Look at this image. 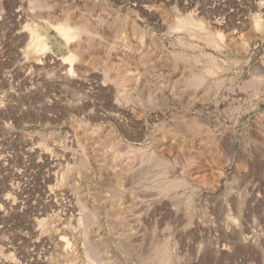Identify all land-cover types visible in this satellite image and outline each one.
<instances>
[{
    "label": "rangeland",
    "instance_id": "374dc122",
    "mask_svg": "<svg viewBox=\"0 0 264 264\" xmlns=\"http://www.w3.org/2000/svg\"><path fill=\"white\" fill-rule=\"evenodd\" d=\"M164 246L264 264V0H0V264Z\"/></svg>",
    "mask_w": 264,
    "mask_h": 264
},
{
    "label": "bare ground",
    "instance_id": "6f19581e",
    "mask_svg": "<svg viewBox=\"0 0 264 264\" xmlns=\"http://www.w3.org/2000/svg\"><path fill=\"white\" fill-rule=\"evenodd\" d=\"M71 27H67L66 25H64V27L62 26V31H61V33L62 34H64V35H66V38H68V39H72V38H75L74 36H76L75 35V31H76V29H74V30H72V28L70 29ZM61 29V28H60ZM77 37V36H76ZM31 41H32V44H33V46L35 47H37V46H39L40 45V41L39 40H36V39H31ZM67 76V75H66ZM67 78V77H66ZM68 78H69V75H68ZM70 79V78H69ZM65 80H67V79H65ZM228 217V216H227ZM229 228V227H228ZM230 231H231V229H230ZM224 232L227 234L229 231L227 230V229H225L224 230ZM229 234V233H228ZM229 236H231V235H229ZM167 245V244H166ZM220 248V247H219ZM218 248V251L219 252H225V251H228L229 250V247H226L225 245L223 246H221V248L219 249ZM223 252V253H224ZM155 258L157 259V261H158V263L157 264H170V261H169V259H170V257H169V255L170 254H168V247L167 246H164V247H162L159 251H158V253L156 254L155 253ZM156 261V262H157ZM155 262V263H156ZM152 264H154V263H152Z\"/></svg>",
    "mask_w": 264,
    "mask_h": 264
}]
</instances>
